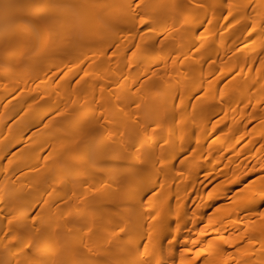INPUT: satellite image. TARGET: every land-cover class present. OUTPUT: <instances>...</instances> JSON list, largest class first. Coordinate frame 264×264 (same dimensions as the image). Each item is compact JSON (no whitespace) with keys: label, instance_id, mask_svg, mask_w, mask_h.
<instances>
[{"label":"bare ground","instance_id":"obj_1","mask_svg":"<svg viewBox=\"0 0 264 264\" xmlns=\"http://www.w3.org/2000/svg\"><path fill=\"white\" fill-rule=\"evenodd\" d=\"M0 264H264V0H0Z\"/></svg>","mask_w":264,"mask_h":264},{"label":"rangeland","instance_id":"obj_2","mask_svg":"<svg viewBox=\"0 0 264 264\" xmlns=\"http://www.w3.org/2000/svg\"><path fill=\"white\" fill-rule=\"evenodd\" d=\"M109 41H107L106 43H108ZM103 43V42H102Z\"/></svg>","mask_w":264,"mask_h":264}]
</instances>
